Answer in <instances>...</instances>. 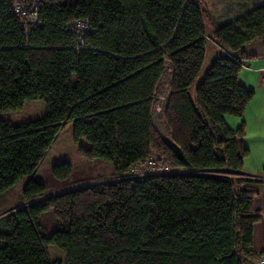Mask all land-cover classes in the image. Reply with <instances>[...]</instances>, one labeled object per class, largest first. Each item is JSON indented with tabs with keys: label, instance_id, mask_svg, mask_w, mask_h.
<instances>
[{
	"label": "trees",
	"instance_id": "16d2710c",
	"mask_svg": "<svg viewBox=\"0 0 264 264\" xmlns=\"http://www.w3.org/2000/svg\"><path fill=\"white\" fill-rule=\"evenodd\" d=\"M17 0H0V192L27 180L0 214V264H253L264 172L244 170L242 116L255 91L239 82L245 47L264 39V2L207 35L204 0H41L29 28ZM85 19L79 42L66 25ZM222 53L197 83L208 42ZM164 96V97H163ZM43 99L45 114L7 113ZM164 101L160 122L158 102ZM5 113V114H4ZM67 122L87 158L113 162L111 179L32 175ZM169 171L127 176L151 156ZM30 178L27 179V177ZM56 216L53 232L43 225ZM55 246L64 255L49 257Z\"/></svg>",
	"mask_w": 264,
	"mask_h": 264
},
{
	"label": "rangeland",
	"instance_id": "374dc122",
	"mask_svg": "<svg viewBox=\"0 0 264 264\" xmlns=\"http://www.w3.org/2000/svg\"><path fill=\"white\" fill-rule=\"evenodd\" d=\"M263 2L264 0H204L202 11L206 34L211 36L218 23L230 21L244 11L255 8ZM206 50H208L206 63L203 65L197 83L204 78L214 59L220 55L219 49L211 41L208 42ZM163 103L164 101L158 102L156 121L165 138L171 141L170 134L160 122ZM46 109L47 103L43 99H34L27 101L16 110L5 113L14 122L21 123L42 117ZM88 145L89 143L85 138L76 139L73 122L65 123L32 176L41 182L51 184L55 176L53 166L59 162H68L72 164L73 168L70 177L91 173L94 178L111 179L116 173L113 162L104 158L90 159L84 156L80 149ZM142 170L146 171L144 167ZM141 174V170L140 173H136L137 176H141ZM26 181L22 179L12 188L0 192V214L10 211L17 205ZM256 204L263 213L262 220L255 227V248L261 250L264 248V186L260 188V195L256 199ZM56 221V216L53 213H46L42 218V223L49 232L56 229ZM49 257L52 261H59L64 258V255L55 246H50Z\"/></svg>",
	"mask_w": 264,
	"mask_h": 264
},
{
	"label": "crops",
	"instance_id": "0c3cea01",
	"mask_svg": "<svg viewBox=\"0 0 264 264\" xmlns=\"http://www.w3.org/2000/svg\"><path fill=\"white\" fill-rule=\"evenodd\" d=\"M215 47L221 54V49ZM207 53L208 50L206 57ZM243 58L245 65L240 72L239 82L254 90L255 95L242 116L226 114L224 119L233 130L245 125L244 146L250 153L244 158V170L251 175H260L264 172V39L248 44Z\"/></svg>",
	"mask_w": 264,
	"mask_h": 264
},
{
	"label": "built area",
	"instance_id": "2783aa9c",
	"mask_svg": "<svg viewBox=\"0 0 264 264\" xmlns=\"http://www.w3.org/2000/svg\"><path fill=\"white\" fill-rule=\"evenodd\" d=\"M41 0H17L15 4V13L19 16L24 24L29 28H35L41 24V19L39 17V8ZM69 31L74 32L79 39V42H83L85 36L91 31V25L85 19H76L66 25ZM142 167L146 169L144 172ZM144 176L148 173L155 172H165L169 171V167L164 166L158 162L157 156H151L146 163L138 165L132 169V171L127 176H137L136 173H140ZM253 264H264V257L258 259Z\"/></svg>",
	"mask_w": 264,
	"mask_h": 264
}]
</instances>
